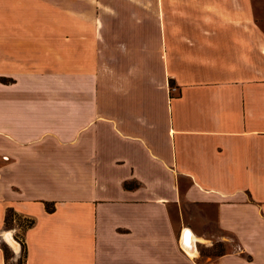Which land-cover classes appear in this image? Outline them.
Wrapping results in <instances>:
<instances>
[{
  "label": "crops",
  "instance_id": "crops-1",
  "mask_svg": "<svg viewBox=\"0 0 264 264\" xmlns=\"http://www.w3.org/2000/svg\"><path fill=\"white\" fill-rule=\"evenodd\" d=\"M10 210L23 264H264V0H0Z\"/></svg>",
  "mask_w": 264,
  "mask_h": 264
},
{
  "label": "rangeland",
  "instance_id": "rangeland-1",
  "mask_svg": "<svg viewBox=\"0 0 264 264\" xmlns=\"http://www.w3.org/2000/svg\"><path fill=\"white\" fill-rule=\"evenodd\" d=\"M151 28V25H150ZM170 86V85H169ZM170 94L171 96H177L179 94V90L176 86L170 87ZM206 212V211H205ZM187 218H199V215L203 213L202 210H191L189 208L186 209L185 211ZM208 213V212H207ZM209 218H211L210 224H205L206 226L203 228V230L209 235L210 241L203 247H201V254L204 257H216L222 252H227L231 249V245L228 247L227 245L223 244L220 241V238L223 236V234L219 233L217 228L214 225V212L209 211ZM21 219V222L17 220V224L21 225V229L16 226L13 229H7L5 230L6 232L11 233V238L13 240L9 243L5 241L6 243L3 242V240L0 241L1 247L5 251V256L7 260V264H23L24 261V254H23V233H24V225H26L25 222H23ZM15 229L18 230V232H15ZM13 231V232H12ZM190 233V232H189ZM191 234V233H190ZM185 248L188 249L185 245ZM18 253L15 254V252Z\"/></svg>",
  "mask_w": 264,
  "mask_h": 264
},
{
  "label": "trees",
  "instance_id": "trees-1",
  "mask_svg": "<svg viewBox=\"0 0 264 264\" xmlns=\"http://www.w3.org/2000/svg\"><path fill=\"white\" fill-rule=\"evenodd\" d=\"M53 210H54L53 206L47 204V211H48L49 213H51V212H53ZM15 218H17L16 215H15V213H14L13 211H11V210L8 211L7 216H6V227H7V228L12 227ZM18 219L21 220V218H17V220H18ZM25 223H26V222H25ZM33 225H34V222H27L26 225H24V230H25L26 228L32 227Z\"/></svg>",
  "mask_w": 264,
  "mask_h": 264
},
{
  "label": "bare ground",
  "instance_id": "bare-ground-1",
  "mask_svg": "<svg viewBox=\"0 0 264 264\" xmlns=\"http://www.w3.org/2000/svg\"><path fill=\"white\" fill-rule=\"evenodd\" d=\"M190 234V233H189ZM5 238L7 239V240H11L12 241V238H11V233H8L6 236H5ZM190 240L188 241V243H187V248H188V250H190V251H192L191 249V244L193 243V239H192V234H190ZM197 239V238H196ZM183 243L185 244V242H184V240H183ZM194 253V252H193Z\"/></svg>",
  "mask_w": 264,
  "mask_h": 264
},
{
  "label": "water",
  "instance_id": "water-1",
  "mask_svg": "<svg viewBox=\"0 0 264 264\" xmlns=\"http://www.w3.org/2000/svg\"><path fill=\"white\" fill-rule=\"evenodd\" d=\"M190 234H189V231H186L184 236H183V240L185 242V245H187L188 241L190 240ZM191 241V240H190ZM187 247V246H186Z\"/></svg>",
  "mask_w": 264,
  "mask_h": 264
}]
</instances>
